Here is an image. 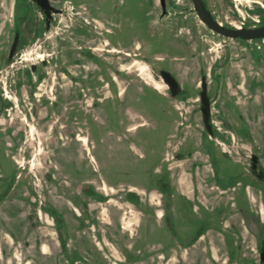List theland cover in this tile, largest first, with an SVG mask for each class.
Segmentation results:
<instances>
[{"label":"rangeland","instance_id":"obj_1","mask_svg":"<svg viewBox=\"0 0 264 264\" xmlns=\"http://www.w3.org/2000/svg\"><path fill=\"white\" fill-rule=\"evenodd\" d=\"M166 1L162 15L160 0H50L62 11L30 30L36 8L0 0V264L259 263L264 44ZM206 2L222 24L264 22V0Z\"/></svg>","mask_w":264,"mask_h":264},{"label":"water","instance_id":"obj_2","mask_svg":"<svg viewBox=\"0 0 264 264\" xmlns=\"http://www.w3.org/2000/svg\"><path fill=\"white\" fill-rule=\"evenodd\" d=\"M41 11L45 14V21L48 24L51 17L52 12H60V9L53 7L49 0H33ZM193 4V9L195 10L198 18L213 32L220 34L224 37L241 39V40H255L264 38V24L255 27H227L220 24L217 20L213 18L210 11L207 9L205 2L203 0H191ZM162 12L164 15L166 13V5L165 0H160ZM18 40V33L15 34L14 41L10 47L8 53V59H11L12 55L16 50ZM159 74L164 81V83L168 86L170 95L175 98L179 92L181 91V87L177 81V79L165 69L159 70ZM199 101H200V112L202 116V122L205 130L209 135H213V128L211 122V101L210 96L207 92V81L206 76L201 75L200 78V90H199ZM258 156L256 153H252L250 156V168L252 173L255 174L259 179L264 182V173L258 172ZM260 259L264 260V243L260 250Z\"/></svg>","mask_w":264,"mask_h":264},{"label":"flooded vegetation","instance_id":"obj_3","mask_svg":"<svg viewBox=\"0 0 264 264\" xmlns=\"http://www.w3.org/2000/svg\"><path fill=\"white\" fill-rule=\"evenodd\" d=\"M204 2H205V5H206V7H207V9L210 11V13H211V15L213 16V18L215 19V20H217L220 24H222L218 19H216L215 18V16H214V14L212 13V11H211V9L208 7V5H207V2H206V0H203ZM25 2L27 3V7H35L36 8V10L38 11V13L40 14V17H41V19L42 20H39V19H34V20H32L31 22V25H30V30H33V28H35L34 27V24H33V21H34V23H36L37 25H39L40 26V24L41 23H43L44 24V27L46 28V29H49V27H50V24H51V22H52V19H53V14H55L56 12H52V17H51V19H50V21H49V23L47 24L46 23V21H45V14L41 11V9L38 7V5L33 1V0H25ZM49 2H50V0H49ZM50 4L53 6V7H55L51 2H50ZM165 5L167 6V1L165 0ZM14 8L15 7H13V18H12V26H13V36H12V41H11V43H10V45H9V48H8V53H9V50H10V47H11V45H12V43H13V41H14V37H15V34L16 33H18V40H17V45H16V50H15V52L17 51V49L19 48V46L21 45V43H22V41H23V34H22V27H23V21H24V17H21V16H15V10H14ZM55 8H57V7H55ZM57 9H60V8H57ZM61 10V9H60ZM62 11V10H61ZM60 11V12H61ZM25 13H27V10H26V12ZM57 13H59V12H57ZM264 24V22H258V23H256V24H252V25H249V24H242L241 26H229V25H225V24H222V25H224V26H227V27H255V26H260V25H263ZM32 36V32H30V35H29V38ZM256 40V39H255ZM255 40H252V41H255ZM260 49V48H259ZM113 51H116L117 52V50H113ZM15 52H14V54H15ZM8 53H7V60L8 61H10L12 58H13V55H12V57H11V59H8ZM126 55H128V53H125ZM31 70H35V66H32L31 67ZM207 92H208V90H207ZM180 93H181V91L179 92V94L178 95H180ZM177 95V96H178ZM213 128V127H212ZM208 133V132H207ZM214 134H215V130L213 129V135H210V136H214ZM78 140H83V139H81V138H78ZM259 159V158H258ZM257 171L258 172H263L264 173V167H262V165L260 164V162H258V167H257ZM249 173H250V175H252L254 178H256V179H258L259 181H261V182H263L261 179H259L255 174H253L252 173V170H251V168H250V165H249ZM226 175V174H225ZM242 175L243 174H241V172L240 173H238V177H240V178H242ZM230 175H226V178L225 179H228V177H229ZM223 183L224 182H221L220 184L223 186ZM264 183V182H263ZM263 219H264V212H263ZM203 234V228H201V229H198L195 233H194V238H195V240L199 237V236H201ZM0 241H1V243H3L4 245H5V247L8 249L9 247H13V244L12 243H8L7 241H5V240H1L0 239ZM263 243H264V227H263V230H262V234H261V237H260V240L258 241V250H259V263L258 264H264V260L263 261H261V259H260V250H261V247H262V245H263ZM4 256H5V254H4V252L1 250V247H0V263H3V259H4ZM11 264H13L12 262H11Z\"/></svg>","mask_w":264,"mask_h":264},{"label":"built area","instance_id":"obj_4","mask_svg":"<svg viewBox=\"0 0 264 264\" xmlns=\"http://www.w3.org/2000/svg\"><path fill=\"white\" fill-rule=\"evenodd\" d=\"M255 41H257V42L255 43V46H256L257 49H259V48L261 47V45L264 44V38L256 39Z\"/></svg>","mask_w":264,"mask_h":264},{"label":"trees","instance_id":"obj_5","mask_svg":"<svg viewBox=\"0 0 264 264\" xmlns=\"http://www.w3.org/2000/svg\"><path fill=\"white\" fill-rule=\"evenodd\" d=\"M99 198H102V197H99ZM131 202H133L135 205L138 204V202L136 200H131ZM51 213L54 214L55 212L52 211ZM55 219L57 220V218H55ZM59 238H61V234H59Z\"/></svg>","mask_w":264,"mask_h":264},{"label":"crops","instance_id":"obj_6","mask_svg":"<svg viewBox=\"0 0 264 264\" xmlns=\"http://www.w3.org/2000/svg\"><path fill=\"white\" fill-rule=\"evenodd\" d=\"M260 129H263V128H261V126L259 127Z\"/></svg>","mask_w":264,"mask_h":264},{"label":"bare ground","instance_id":"obj_7","mask_svg":"<svg viewBox=\"0 0 264 264\" xmlns=\"http://www.w3.org/2000/svg\"><path fill=\"white\" fill-rule=\"evenodd\" d=\"M80 137V136H79ZM84 142H86V141H84Z\"/></svg>","mask_w":264,"mask_h":264}]
</instances>
